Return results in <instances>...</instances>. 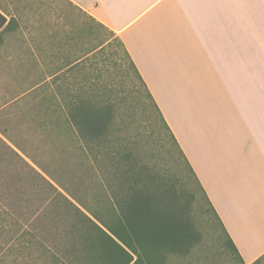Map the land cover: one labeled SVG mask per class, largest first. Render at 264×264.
I'll use <instances>...</instances> for the list:
<instances>
[{"label":"crops","instance_id":"obj_1","mask_svg":"<svg viewBox=\"0 0 264 264\" xmlns=\"http://www.w3.org/2000/svg\"><path fill=\"white\" fill-rule=\"evenodd\" d=\"M68 1L116 34L244 264L263 257L264 0Z\"/></svg>","mask_w":264,"mask_h":264},{"label":"rangeland","instance_id":"obj_2","mask_svg":"<svg viewBox=\"0 0 264 264\" xmlns=\"http://www.w3.org/2000/svg\"><path fill=\"white\" fill-rule=\"evenodd\" d=\"M0 11L19 22L0 47V138L36 172L83 210L87 198L99 192L103 176L66 122L65 97L76 83L107 81L124 101L121 117L129 120V135L148 148L149 162L187 173L108 27L68 0H0ZM0 163V264L49 262L34 249L17 251V240L27 246L33 234L57 254L35 229L39 191L22 176L7 179L12 166ZM6 181L26 192L22 209L6 200ZM204 205L195 206L200 242L185 257L169 256L166 264H241L224 247L220 226ZM252 264H264V256Z\"/></svg>","mask_w":264,"mask_h":264},{"label":"trees","instance_id":"obj_3","mask_svg":"<svg viewBox=\"0 0 264 264\" xmlns=\"http://www.w3.org/2000/svg\"><path fill=\"white\" fill-rule=\"evenodd\" d=\"M18 28L16 17L7 20L0 12V47L4 35ZM108 33L122 48L133 77L177 149L187 173L182 175L178 170L149 162L148 148L129 135V120L121 117L124 101L117 100L118 90L112 82L76 83L65 97V119L102 174L101 188L87 198L83 210L0 138V162L7 161L12 166L7 179L22 176L39 191L35 229L49 239L57 254L44 248L33 234L27 246L25 241L17 240V251L31 253L34 249L49 260L42 264H166L169 256L185 257L200 242L195 206L205 204L204 213L212 214L224 235V247L244 264L126 49L114 32ZM129 108L126 106L130 114ZM23 195L25 191L6 181L7 201L22 209Z\"/></svg>","mask_w":264,"mask_h":264}]
</instances>
